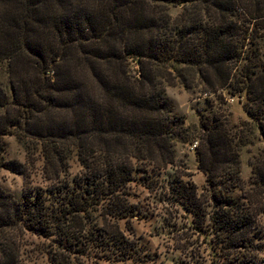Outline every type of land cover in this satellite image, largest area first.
<instances>
[{
	"label": "trees",
	"instance_id": "trees-1",
	"mask_svg": "<svg viewBox=\"0 0 264 264\" xmlns=\"http://www.w3.org/2000/svg\"><path fill=\"white\" fill-rule=\"evenodd\" d=\"M0 70V171L23 179L21 198L0 183V264L43 243L53 264L98 247L138 260L139 183L168 189L215 264H264V0H0ZM170 87L237 100L248 120L186 126ZM9 135L34 147L24 160ZM195 141L202 189L178 167Z\"/></svg>",
	"mask_w": 264,
	"mask_h": 264
},
{
	"label": "rangeland",
	"instance_id": "rangeland-1",
	"mask_svg": "<svg viewBox=\"0 0 264 264\" xmlns=\"http://www.w3.org/2000/svg\"><path fill=\"white\" fill-rule=\"evenodd\" d=\"M134 70H136L135 67ZM6 83L7 79L0 70V84L6 86ZM167 94L174 103L177 113L185 119L186 126L198 127L201 118L210 115L211 111H216L218 116L228 115L229 119L234 121L248 120L242 105L231 98L227 103L219 102L215 101L213 95L200 94L199 90H186L182 87H170L167 89ZM4 141L7 146L8 158L24 160L25 152L29 151V148L30 151H33L34 148H27L24 141L20 143L18 137L13 135L4 137ZM194 143L179 145L178 167L180 175H184V180H189L202 189L205 185V175L199 169ZM246 149L241 160L243 177L245 180H249L251 168L248 162L251 155L257 151L251 147ZM79 169L74 161L73 172L76 173ZM0 183L15 197L21 198L23 183L21 176L0 171ZM132 193L136 196H133L131 201L138 206L140 212L138 216L129 219L128 226H133L134 229V237L131 238L139 250L136 256L138 260L124 262H114V259L113 261L103 260L101 256L105 251H102V247L90 251L85 256H79L78 253L70 254V256L69 253H63L62 256H66L71 264H215L210 238L191 228L192 216L187 215L178 206L172 205L168 189L148 191L139 183L133 186ZM120 224L123 228V222ZM262 226L264 236V216L262 217ZM30 249H27L28 252ZM49 249H51L50 245L43 243L41 256L34 262L26 261L25 264H53L44 255V251Z\"/></svg>",
	"mask_w": 264,
	"mask_h": 264
},
{
	"label": "built area",
	"instance_id": "built-area-1",
	"mask_svg": "<svg viewBox=\"0 0 264 264\" xmlns=\"http://www.w3.org/2000/svg\"><path fill=\"white\" fill-rule=\"evenodd\" d=\"M197 143H194V147H196Z\"/></svg>",
	"mask_w": 264,
	"mask_h": 264
}]
</instances>
